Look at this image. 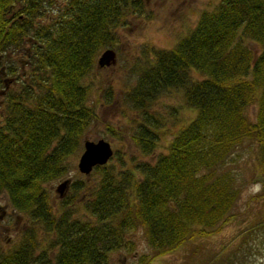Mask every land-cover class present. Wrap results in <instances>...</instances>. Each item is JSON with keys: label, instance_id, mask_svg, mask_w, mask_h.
Instances as JSON below:
<instances>
[{"label": "trees", "instance_id": "obj_1", "mask_svg": "<svg viewBox=\"0 0 264 264\" xmlns=\"http://www.w3.org/2000/svg\"><path fill=\"white\" fill-rule=\"evenodd\" d=\"M144 2L0 0V196L24 222L15 244H0V264H109L114 251L134 249L139 229L161 255L234 218L241 184L231 156L245 141L258 146L264 174V0H217L171 48L152 49L125 93L137 113L129 138L151 156L161 122L149 107L161 92L182 90L196 113L168 151L133 169L123 160L95 166L91 189L74 180L61 204L51 202L45 184L69 172L96 119L83 81L116 43L123 17L142 14ZM260 225L264 217L240 232L242 248ZM149 260L143 254L136 264Z\"/></svg>", "mask_w": 264, "mask_h": 264}, {"label": "rangeland", "instance_id": "obj_2", "mask_svg": "<svg viewBox=\"0 0 264 264\" xmlns=\"http://www.w3.org/2000/svg\"><path fill=\"white\" fill-rule=\"evenodd\" d=\"M216 2L217 0H145L142 14H127L115 29L116 43L108 47L115 51V64L96 66L83 81L88 87L87 104L96 113V119L84 138L94 141L103 138L110 142L113 157L109 159V165L120 167L117 160H123V168L133 169L136 161L153 160L157 155L166 153L174 135L195 116V109L186 104L181 89L172 88L161 92L148 110L161 122L159 138L153 154L142 156L129 138L137 113L125 103L124 97L126 91L135 84L140 70L152 61V49L171 48L195 26L200 13L213 8ZM251 45L254 47L252 43ZM246 113L254 121L256 105L248 106ZM82 151L83 140L80 150L68 158L69 172L45 184L51 202L56 206L61 204L60 200L68 193L69 187L60 198L55 191L65 178H70L71 182L85 180L88 189L99 178L94 172L89 175L79 172L77 163ZM259 153L256 143L245 141L231 156L233 170L241 184L240 193L233 210L234 218L220 231L195 237L175 249L154 255L143 231L139 229L133 235L134 249L114 251L110 255L109 264H136L143 254L150 256L148 264H241L245 257L243 264H264L263 226L247 231L250 235L247 238L248 244L246 242L248 248H242V239H238L245 227L264 217V174L256 166ZM257 184L261 185V190L253 193L252 188ZM79 201L76 200L75 204L77 216L81 217L85 208ZM5 203L8 205L7 212L10 213L12 206L3 194L0 196V204ZM23 224V217L15 210L14 213L3 215L0 218V244L4 247L15 244L19 240L17 231ZM233 238L236 240L232 242ZM236 248L239 252L233 255V249Z\"/></svg>", "mask_w": 264, "mask_h": 264}, {"label": "water", "instance_id": "obj_3", "mask_svg": "<svg viewBox=\"0 0 264 264\" xmlns=\"http://www.w3.org/2000/svg\"><path fill=\"white\" fill-rule=\"evenodd\" d=\"M115 51L111 48H105L99 57L96 64L98 67L109 66L115 64ZM113 156V149L108 140L99 138L96 141L87 138L83 139V151L81 152L77 168L80 173L89 175L95 166L106 164ZM71 183L70 178H65L59 183L55 191L58 192L59 197H63Z\"/></svg>", "mask_w": 264, "mask_h": 264}, {"label": "flooded vegetation", "instance_id": "obj_4", "mask_svg": "<svg viewBox=\"0 0 264 264\" xmlns=\"http://www.w3.org/2000/svg\"><path fill=\"white\" fill-rule=\"evenodd\" d=\"M6 205H7V203H6ZM7 206H2V204H0V218L3 216V215H5L6 213H7V215L8 214H10V213H14V210L12 209V210H10V213L9 212H7Z\"/></svg>", "mask_w": 264, "mask_h": 264}, {"label": "clouds", "instance_id": "obj_5", "mask_svg": "<svg viewBox=\"0 0 264 264\" xmlns=\"http://www.w3.org/2000/svg\"><path fill=\"white\" fill-rule=\"evenodd\" d=\"M261 190V185L257 184L252 188L253 193H258Z\"/></svg>", "mask_w": 264, "mask_h": 264}]
</instances>
